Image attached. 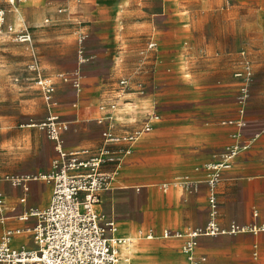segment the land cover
<instances>
[{
	"label": "crops",
	"instance_id": "obj_1",
	"mask_svg": "<svg viewBox=\"0 0 264 264\" xmlns=\"http://www.w3.org/2000/svg\"><path fill=\"white\" fill-rule=\"evenodd\" d=\"M44 1L31 0L36 4ZM93 2L98 6H94ZM68 4L80 7L81 16L85 19L99 15L107 18L102 23L103 27L97 28L99 23L83 22L81 29L88 32L87 51L94 55L90 62L95 61L104 49L119 47L113 55L114 64L120 71L115 80L101 88L97 104L93 107L82 105L86 99L82 81L83 91L77 104L74 103L77 99L74 92L69 110L63 109L60 89L72 86L58 80L57 110L70 122V129L65 133L68 148L95 146L101 141L104 127L96 121L100 114L101 96L116 86L120 75L135 68L140 60L139 50L151 37L158 41L156 57L152 54L147 61L150 69L144 77L147 94L128 95L127 98L132 99L137 108L147 106L156 99L161 119L134 144L131 154L127 155L114 175L111 187L102 193L99 212L105 214L106 221L112 219L111 216L116 219V234L133 237L130 247L123 248V252L131 255L135 264H142L140 256L147 247L157 249L145 252L152 257L148 264H168L167 258L172 254L169 248H178L182 258L179 262L185 264L183 238L164 237L163 231H185L207 222L209 202L206 179L210 163L233 140V126L222 123L225 116H221L222 104L217 97L212 99L215 106L204 105L193 88H211L216 95L224 88L223 92L233 88L232 70L241 48H232L239 30L251 39L253 52L250 49L248 52L253 61L256 62L257 58L264 62V0H68ZM17 14L21 16L20 9ZM119 21L123 26H118ZM58 32L63 36L70 35L67 31ZM104 60L105 57L100 58L99 63ZM197 65L203 68L202 72L197 70ZM82 72L88 81L98 76L90 70ZM228 75L229 80H226ZM132 104L121 102L118 110L123 119L121 124L135 125L133 113L127 112L132 110ZM235 115L234 96V112L224 119ZM89 131L92 136H88ZM74 132L78 134L74 136ZM261 140L262 143H259ZM50 163L51 160L46 168L0 170V173L33 174L47 170ZM114 169V163L104 165V170L108 172ZM258 176H264V134L236 158L231 168L224 171L218 184L219 222L224 226L232 221L241 225L253 223L261 229L256 233L243 231L200 237L197 251L208 255L209 264H264V189L258 186L261 181L264 188V180L251 178ZM237 177L242 180L237 181ZM34 181L43 182L48 189L46 203L38 205L42 207L48 203L51 184L30 180L27 183V201L22 206L13 204L17 211L35 205L32 200L42 195V192L37 194L33 190L44 189L34 186ZM242 181L248 187L236 189L237 183ZM0 188L7 189L8 193H12L9 189H25L8 182H2ZM125 200L128 209L137 208L139 211L134 226H130L129 219L116 217L118 203ZM2 229L3 226L0 233ZM139 229L152 231L155 235L151 238L137 236ZM145 240L150 241L142 244Z\"/></svg>",
	"mask_w": 264,
	"mask_h": 264
},
{
	"label": "built area",
	"instance_id": "obj_2",
	"mask_svg": "<svg viewBox=\"0 0 264 264\" xmlns=\"http://www.w3.org/2000/svg\"><path fill=\"white\" fill-rule=\"evenodd\" d=\"M20 0H0L14 6ZM66 8H60L63 12ZM9 34L21 41H30L32 33L28 28L15 30L7 22L6 8L0 5V35ZM88 32L78 33V68L73 75L60 73L57 78L39 73L34 82L48 107V115L38 125L44 129L53 142L55 154L45 171L33 174L0 173V184L22 186V203L27 201L30 180H43L51 184V195L45 206L29 205L20 211L14 206L7 210V196L0 188V264H135L134 259L123 248L129 247L133 237L115 234L116 219L100 214L102 193L108 190L134 144L146 132L151 131L161 119L159 103L154 99L149 105L139 107L128 95L144 96L148 92L144 77L149 73L147 61L152 54L156 57L158 41L151 37L139 50L140 60L135 68L120 75L116 86L105 92L99 103L100 114L96 121L103 125L101 141L95 146L68 148L65 133L70 122L58 112L56 98L58 80L71 84L77 99L83 91L82 65L90 62L94 55L87 51ZM187 44V43H185ZM34 69L37 67L34 66ZM232 77L237 82L235 94L236 115L223 119L222 123L233 126L232 141L210 163L206 183L208 186L209 218L203 225L189 227L185 231L164 230V237L183 238L182 251L185 264H209L208 255L197 251L202 236L235 234L243 231L256 233L261 228L256 224L241 225L232 221L228 226L219 220L218 184L224 171L232 167L236 158L252 146L264 134V126L252 135H246L248 127L247 109L251 100V88L255 81L254 61L246 48H241L234 60ZM131 103L132 119L135 125L121 124L118 113L121 102ZM134 108V109H133ZM125 144L124 146H118ZM114 163L113 171L104 170V165ZM13 212V213H11ZM15 218L21 223L8 224ZM139 236L154 237V232L139 229ZM28 235V236H27ZM32 240L33 244L19 242Z\"/></svg>",
	"mask_w": 264,
	"mask_h": 264
},
{
	"label": "rangeland",
	"instance_id": "obj_3",
	"mask_svg": "<svg viewBox=\"0 0 264 264\" xmlns=\"http://www.w3.org/2000/svg\"><path fill=\"white\" fill-rule=\"evenodd\" d=\"M92 4L98 6L96 2ZM0 5L6 8L7 22L12 24L15 30L28 28L32 33L30 41L18 40L15 36L7 33L0 35V170L46 168L54 154V148L44 129L32 124L44 120L48 115L47 103L39 94L34 80L39 73L52 75L55 78L60 73L73 75L78 68L77 38L82 24H84L83 22H87L86 24L90 22L99 23L97 27L99 28L104 26L102 23L106 22L107 18L99 15L97 18L85 19L81 16V8L70 6L68 0H45L41 4H36L31 2V0L25 1L23 5H19L21 16L17 14L14 6H9L6 3H0ZM60 8H66V10L60 12ZM121 9L119 8V10ZM118 26H123L121 21H119ZM57 29L70 32V35L63 36ZM242 47L252 51L249 35H246L243 30H239L236 34L235 46L232 49L236 50ZM118 48L116 47L114 50L104 49L95 61L86 63L84 67L82 65V70L85 69L86 72L90 70L98 75L91 81H88L84 75L81 77L85 86L84 97L86 98L82 103L83 107L96 106L101 88L104 85H109L110 81L115 80L120 74L118 67L114 64L115 55H113L115 50H119ZM102 57H105V60L99 63ZM255 60L256 77L251 88V100L247 109L248 127L246 128V135L248 136L264 126V62L259 61L257 58ZM34 66L37 69H34ZM195 67L202 72V67L199 65ZM186 68L184 71L187 70ZM225 78L229 80V75ZM194 79L196 80V78ZM231 82L233 88L230 87L223 92L224 88L217 95L212 92L211 88L196 87L197 89H193L197 90L195 94L205 103L204 105L215 106L212 99L217 97L222 104L221 109L223 112L221 116L226 118L234 112V96L237 92V82L234 79ZM62 90L60 89L62 103L64 104L62 106L63 109H68L74 97V89L69 87L65 89L66 91ZM77 134L78 132H74V136ZM88 136H92L91 131L88 132ZM259 143H262V140ZM251 178L264 180V176ZM236 179L237 181L242 180L240 177ZM259 183L260 189H264L261 186L263 185L261 181ZM33 185L37 188H44L33 189L38 192L37 194L42 192L41 196L32 200L33 204L35 206L45 204L48 191L46 189L47 185L41 181H34ZM246 187L248 185H245V182L243 183L242 181L237 183L236 189H246ZM4 190L8 202L7 210L11 211L13 204L16 203L20 206L23 205L20 200L23 189H9L12 193H8L7 189ZM117 209L116 217L129 219L130 226L135 225L139 216L137 208L128 209L125 200L118 203ZM14 222H17L15 218L8 219V224ZM17 224L24 223L18 221ZM150 240H145V243L142 242V244H146ZM19 242L33 244L32 240L29 239H20ZM150 250L156 251L157 249L156 247H147L142 250L143 253L140 256L142 264H148V261L152 259V257L148 256V253H145ZM169 252L172 254L167 258L168 264H180L182 258L178 248H169ZM133 255L136 256L137 254L133 253Z\"/></svg>",
	"mask_w": 264,
	"mask_h": 264
},
{
	"label": "bare ground",
	"instance_id": "obj_4",
	"mask_svg": "<svg viewBox=\"0 0 264 264\" xmlns=\"http://www.w3.org/2000/svg\"><path fill=\"white\" fill-rule=\"evenodd\" d=\"M24 1H26V0H20V1H18V2H16V4L14 5V8H15V10L16 11H18L19 10V5L22 3V2H24ZM107 220V219H106ZM117 224H115V234L118 232L117 231V226H116ZM117 231V232H116ZM139 231V230H138ZM138 231H137V236H139V233H138ZM117 235V234H116ZM131 245V244H130ZM130 247V246H129Z\"/></svg>",
	"mask_w": 264,
	"mask_h": 264
}]
</instances>
